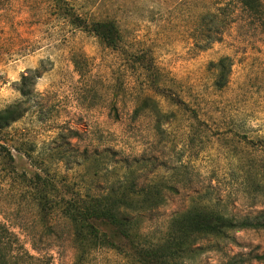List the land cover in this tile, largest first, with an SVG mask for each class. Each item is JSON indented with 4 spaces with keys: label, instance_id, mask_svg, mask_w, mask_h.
I'll return each instance as SVG.
<instances>
[{
    "label": "rangeland",
    "instance_id": "obj_1",
    "mask_svg": "<svg viewBox=\"0 0 264 264\" xmlns=\"http://www.w3.org/2000/svg\"><path fill=\"white\" fill-rule=\"evenodd\" d=\"M68 1L85 19L115 21L118 47L71 27L48 0H0V111L27 103L7 137L19 166L29 161L13 148L34 152L38 172L76 199L102 193L122 174L119 162H142L140 186L171 189L164 206L141 219L149 239L162 237L194 201L236 219L264 217L260 23L238 0ZM224 58L232 74L219 91L215 65ZM72 132L79 137L70 139ZM21 173L0 166V223L35 257L32 264H129L107 249L80 258L69 223L40 220L21 192ZM198 248L190 264L237 255L264 264V230Z\"/></svg>",
    "mask_w": 264,
    "mask_h": 264
},
{
    "label": "trees",
    "instance_id": "obj_2",
    "mask_svg": "<svg viewBox=\"0 0 264 264\" xmlns=\"http://www.w3.org/2000/svg\"><path fill=\"white\" fill-rule=\"evenodd\" d=\"M56 16L71 27L82 32H91L109 48L115 49L120 42L116 22L113 20L94 21L83 18L68 0H48ZM242 9L258 23L264 32L263 0H238ZM77 71L81 70L75 62ZM230 58L221 59L215 65L214 88L226 89L232 74ZM33 74V73H32ZM37 74V71L34 73ZM23 77V84L27 81ZM24 97L29 94L22 92ZM27 103L18 102L0 111V166H5L14 174L21 168V192L29 195L40 220L44 224L47 217L62 219L72 228L73 244L80 258L94 250L107 249L123 256L129 264H190L202 254L198 247L205 241L221 242L231 239L232 234L245 230H264V217L236 219L218 210L194 201L189 208L176 214L170 221L166 233L149 239L141 233V219L144 215L157 211L166 203L164 193L171 190L157 182L139 185L141 172L136 166L119 162L123 168L115 181L99 194L86 192L79 198H69L63 190L46 180L43 172H38L32 153H22V160L28 162L19 166L12 152L13 140L8 130L19 122L26 113ZM70 139L79 137L71 133ZM18 149V150H17ZM25 157V158H24ZM6 167H8L6 169ZM119 166H116V170ZM46 222V223H45ZM258 260L264 261V255ZM35 257L20 244L17 236L0 223V264H32ZM225 264H248L240 255L230 258Z\"/></svg>",
    "mask_w": 264,
    "mask_h": 264
}]
</instances>
